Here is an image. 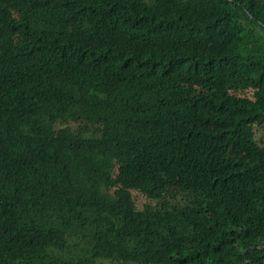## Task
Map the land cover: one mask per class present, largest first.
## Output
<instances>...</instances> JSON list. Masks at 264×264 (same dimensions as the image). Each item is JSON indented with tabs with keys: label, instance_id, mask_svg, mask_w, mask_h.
<instances>
[{
	"label": "trees",
	"instance_id": "trees-1",
	"mask_svg": "<svg viewBox=\"0 0 264 264\" xmlns=\"http://www.w3.org/2000/svg\"><path fill=\"white\" fill-rule=\"evenodd\" d=\"M0 264H264V0H0Z\"/></svg>",
	"mask_w": 264,
	"mask_h": 264
},
{
	"label": "rangeland",
	"instance_id": "rangeland-1",
	"mask_svg": "<svg viewBox=\"0 0 264 264\" xmlns=\"http://www.w3.org/2000/svg\"><path fill=\"white\" fill-rule=\"evenodd\" d=\"M81 244H83V243H81ZM85 244V243H84ZM78 248H85V246L84 245H79V247ZM87 254V252H84V251H80V250H76V251H74L73 252V255H75L76 257H82V256H84V255H86Z\"/></svg>",
	"mask_w": 264,
	"mask_h": 264
}]
</instances>
